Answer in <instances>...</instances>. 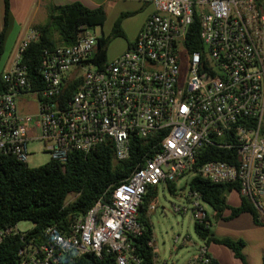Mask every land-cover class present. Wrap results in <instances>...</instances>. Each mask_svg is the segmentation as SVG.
Wrapping results in <instances>:
<instances>
[{
  "label": "built area",
  "instance_id": "built-area-1",
  "mask_svg": "<svg viewBox=\"0 0 264 264\" xmlns=\"http://www.w3.org/2000/svg\"><path fill=\"white\" fill-rule=\"evenodd\" d=\"M137 1L152 4L153 12L114 59L100 62L98 26L80 25L74 43L43 50L32 79L22 61L40 38L32 27L1 71L0 156L25 162L29 143L37 141L64 163L111 140L115 158L125 160L132 136L149 139L124 181L67 231L49 226L41 243L24 241L17 264H60L103 252L113 254V264L137 262L132 238L143 229L138 208L147 187L175 183L187 172L237 184L264 227V0ZM195 22L202 48L189 50L184 42ZM31 96L32 108L20 110V98ZM206 145L235 156L195 167ZM186 197L190 208L182 209L207 223L201 195L189 189ZM10 234L25 236L14 225L0 230V242ZM207 262L202 247L185 264Z\"/></svg>",
  "mask_w": 264,
  "mask_h": 264
},
{
  "label": "trees",
  "instance_id": "trees-1",
  "mask_svg": "<svg viewBox=\"0 0 264 264\" xmlns=\"http://www.w3.org/2000/svg\"><path fill=\"white\" fill-rule=\"evenodd\" d=\"M128 15L131 13H122L114 21L110 36L125 37L121 21ZM105 19L106 12L102 6L89 8L79 1L50 6L46 23L35 27L40 31L39 40L30 43L22 55V61L26 64L32 79H37V68L44 49L72 44L79 35L80 25L102 27ZM9 20L10 0H4V27L0 31V74L3 69L1 56ZM110 36L99 38L97 57L100 62L107 59ZM184 43L189 50L202 48L196 22L188 31ZM2 88L0 78V90ZM148 141L149 139L143 140L132 136L130 154L125 160L115 158L111 140L87 153H71L64 163L50 159L37 167H28L25 162L12 156H0V230L14 226L21 220H30L33 223L32 228L25 232L24 238H21V234H10L2 239L0 264H17V252L24 245V241L33 239L41 243L45 238L44 231L49 226L67 231L74 217L85 214L96 200L104 197L109 188L124 181L136 168L138 161L147 151ZM234 156L235 152L232 149L206 145L197 154L195 167L209 160L231 162ZM188 186L190 190L201 195L202 201L213 210L214 217L227 220L248 212L253 216L255 223L262 225L255 218L252 205L243 197L240 196V203L237 206H231L227 202L226 193L231 190L238 192L237 184L212 183L195 174ZM164 187L170 193L176 190L175 183H167ZM155 195L156 186H148L138 208V219L143 229L140 235L132 238L133 253L138 260L133 264H156L155 252L150 244L153 233L147 215ZM210 224L209 217L207 223L194 220V231L198 238L205 244L214 242L225 245L232 250L235 257L243 259L241 250L244 242L229 237H215L210 230ZM206 256L208 258L206 264H222L215 258ZM113 262V254L103 252L101 256L86 253L80 257H66L60 264H113Z\"/></svg>",
  "mask_w": 264,
  "mask_h": 264
},
{
  "label": "rangeland",
  "instance_id": "rangeland-1",
  "mask_svg": "<svg viewBox=\"0 0 264 264\" xmlns=\"http://www.w3.org/2000/svg\"><path fill=\"white\" fill-rule=\"evenodd\" d=\"M120 4L136 7L139 3L135 1H119ZM147 11H152L151 4L145 7ZM118 12V7L114 10H108L106 19L102 27H97V31L102 33L103 37L110 36L111 28L114 22V17ZM142 19L141 14L126 16L122 19L121 26L126 38L133 42L137 33L138 25ZM56 37V34H54ZM13 33L9 36L3 47L1 56L2 66L13 47ZM126 49V40L124 37H109L107 46V58L114 59L122 51ZM32 103L34 97H27ZM22 103V99L19 101ZM22 107V106H21ZM23 108V107H22ZM28 109V108H27ZM22 111H27L25 108ZM29 154L26 157L25 163L28 167H37L50 160L48 152L43 150V145L40 142H30L28 145ZM193 172H187L180 177L176 182V190L170 193L163 185L156 186V195L152 202V208L149 207L147 212L148 220L152 228L153 238L152 245L155 252L156 264H184L197 253L199 246H203V241L198 238L194 231V219L190 213V209L183 210V207H189L190 203L187 200L189 192L188 183L193 177ZM72 196H70L71 198ZM226 200L230 205H238L240 195L236 190H231L226 193ZM179 207L181 210H176ZM210 220V229L213 233L235 232L243 238L247 237L249 243L245 248V254L251 258V264H261L260 248L264 247V229H259L252 224L250 215H243L238 220L222 221L214 217V212L207 204L204 205ZM228 210L225 211V214ZM33 223L30 220H21L15 228L20 232H26L31 229ZM263 227V226H262ZM264 228V227H263ZM175 238H178L175 241ZM211 246H215L211 244ZM220 258L224 261L233 260L232 255L225 247H220ZM198 249V250H197ZM236 264H241L236 260Z\"/></svg>",
  "mask_w": 264,
  "mask_h": 264
},
{
  "label": "crops",
  "instance_id": "crops-1",
  "mask_svg": "<svg viewBox=\"0 0 264 264\" xmlns=\"http://www.w3.org/2000/svg\"><path fill=\"white\" fill-rule=\"evenodd\" d=\"M75 1L81 2V3H83L85 6H87L89 8H95V7H98V6H102L106 13L108 12V10L112 11V10H114V9H116L118 7V12H117V14L114 17V21L122 13H131V15L141 14L142 15V19H141V21L139 22V25H138V28H139L138 32L141 29V27H142L143 23L145 22V20L153 12V9H151L152 11H149V12L147 11V9H145V7L150 5L149 3H141L140 1H137V0H122V1H125V2L126 1H135V2L139 3L136 7H132L130 5H125V4H120L119 5V1L120 0H10V20H9V23H8V25L6 27L5 39H4L3 47H4L5 42L7 41L9 36L11 35V33H13V42H14L13 43V47H12V50H13L14 48H16V45H17L19 39L30 28L36 27L38 25H42V24L46 23V21L48 19V12H49V7L50 6H52V5H61V4L75 2ZM151 6H152V4H151ZM131 15H128V16H131ZM3 27H4V0H0V31L3 29ZM123 33H124V31H123ZM100 35L103 36L102 33H100ZM124 38L126 40V49H127L128 45L131 44L132 42H130L126 38V36ZM13 51H10L11 53L9 54V56L13 53ZM124 51H122V52H124ZM5 64L6 63H4V66H5ZM21 99H22V103H19V101ZM20 100L18 101V105H19L20 110H22L23 108H25L26 110H30L32 108V106L30 104L31 102L27 99V97H22V98H20ZM239 203H240V201H239ZM239 203H238V205H239ZM231 206H237V205H231ZM246 214L250 215L251 220H252V224L255 227H258L259 229H264L262 227V225L255 223V221L253 220V216L250 213H248V212H243V213L237 215L236 217H233V218L227 219V220H224V219H221V218H217V219L229 222V221H233V220H238L243 215H246ZM213 234H214L215 237H218V238L229 237V238L234 239V240H237V239L242 240L244 242V245H243L242 250H241L243 259L235 257L233 255L232 250L229 249L228 247H226L225 245L214 243V242H210L209 244H205L203 242L204 245L203 246H199L198 247L199 250L202 247H204L206 255H209V256L215 258L217 261H219L222 264H236V260L240 261L241 264H251V258L249 259V256L245 254V248L247 247V245L249 243V239H247V237L243 238L242 236H239L235 232L213 233ZM211 244H214L215 246H211ZM220 247H225L226 249H228L230 251L232 257H233L232 258L233 260L227 262V261H224L223 259H221L219 257L220 256L219 254L221 252V248ZM199 250L190 259L196 257L198 255ZM260 256H261V262L260 263L263 264L264 247L260 248Z\"/></svg>",
  "mask_w": 264,
  "mask_h": 264
}]
</instances>
